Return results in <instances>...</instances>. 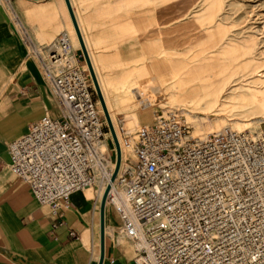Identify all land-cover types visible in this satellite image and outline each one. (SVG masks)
Listing matches in <instances>:
<instances>
[{"label": "built area", "instance_id": "built-area-1", "mask_svg": "<svg viewBox=\"0 0 264 264\" xmlns=\"http://www.w3.org/2000/svg\"><path fill=\"white\" fill-rule=\"evenodd\" d=\"M49 48L37 57L59 116L8 145L9 170L33 198L57 214L74 192L95 188L101 202L109 187L105 206L134 264H264V132L193 136L180 112L168 110L136 131L118 127L131 158L111 182L116 148L88 68L64 33Z\"/></svg>", "mask_w": 264, "mask_h": 264}, {"label": "crops", "instance_id": "crops-1", "mask_svg": "<svg viewBox=\"0 0 264 264\" xmlns=\"http://www.w3.org/2000/svg\"><path fill=\"white\" fill-rule=\"evenodd\" d=\"M43 1L31 6L22 0H12L11 7L0 6V264H98L102 215L95 188L92 199L89 189L85 193L74 192L69 197V208L53 214L51 207L40 205L28 186L9 170V143L27 133L43 117L59 116L35 52L61 32L71 33L77 61L80 65L86 63L72 31L65 0ZM153 2L68 0L115 121L118 109L147 110L154 96L149 85L137 77L128 75L115 85L109 84L97 67L129 66L148 52V41L158 36L163 46L170 48L169 22H164L157 11L153 23ZM119 11L127 18L116 23ZM157 25L160 30L155 28ZM66 29H71L70 33ZM126 39H137L140 46L127 44L118 50L116 45ZM27 40L32 45H27ZM108 47L113 49L111 54L95 55L94 50ZM103 225L102 264H134L133 248L118 232L120 223L110 206L104 208ZM121 236L125 243H121Z\"/></svg>", "mask_w": 264, "mask_h": 264}, {"label": "rangeland", "instance_id": "rangeland-1", "mask_svg": "<svg viewBox=\"0 0 264 264\" xmlns=\"http://www.w3.org/2000/svg\"><path fill=\"white\" fill-rule=\"evenodd\" d=\"M22 1L31 6L45 2ZM156 12L163 15L164 22H169L170 48L163 46L158 36L148 41V52L129 66L97 67L101 77L109 84L115 85L128 75L137 77L149 85L154 96L147 110L118 109L117 128L124 127L133 132L150 124L158 114L176 110L192 133L193 126L187 122L191 110L185 108L184 103L189 98L205 103V94L193 90L199 85L195 81L200 79L217 82L221 87L217 103L211 109L215 115L212 123H222L232 131H264V0H154L153 23ZM129 17L132 18V15ZM125 18L124 13L119 11L115 22ZM155 28L160 30L158 25ZM66 31L70 33L71 29ZM24 36L28 38V35ZM68 36L72 39L71 33ZM26 43L32 45L28 40ZM138 43L137 39H126L116 48L124 49L127 44L137 47L140 46ZM47 50L44 49L40 56L45 58ZM94 51L95 55H109L113 49L108 47ZM88 60L91 65L89 57ZM190 67L193 70L187 78L186 72ZM95 101H98L96 96ZM133 113H136L135 117H132ZM127 158H131L129 151L125 156ZM91 193L92 199V189ZM120 241H125L122 236ZM129 249L131 258L133 254Z\"/></svg>", "mask_w": 264, "mask_h": 264}, {"label": "bare ground", "instance_id": "bare-ground-1", "mask_svg": "<svg viewBox=\"0 0 264 264\" xmlns=\"http://www.w3.org/2000/svg\"><path fill=\"white\" fill-rule=\"evenodd\" d=\"M11 1L12 0H0V6L1 5H5L7 7H11ZM72 21V20H71ZM73 24V22H72ZM74 27V25H73ZM82 28V27H81ZM74 30V33H75V37L77 38V41H79V38L77 36V33H76V30H75V27L73 28ZM80 32V30H79ZM61 33H64L68 40H69V45H70V52L72 54H74L76 51H75V48H74V45L72 43V40L70 38V36H68L67 33L65 32H61ZM60 33V34H61ZM81 33V32H80ZM81 35V34H80ZM74 37V36H73ZM53 42V41H52ZM51 42V43H52ZM50 43V44H51ZM80 43V42H79ZM50 44L48 45H45V46H42L41 47V51H36V55L38 54H42L44 53L43 50L44 49H48L46 52H48L50 50ZM88 51V50H87ZM90 56V54H89ZM91 57V56H90ZM92 63V61H91ZM83 69H86L85 67ZM92 70H93V73H94V76H95V79H96V83H97V87L99 89V92L102 96V99H103V106H104V111H106V113H108V116L110 118V121L112 122V125L114 127V130H115V133L118 137V140L120 142V153H121V165H120V169H119V172H118V177L122 174L124 168H125V164H124V159H125V156L128 152L127 149L124 148L122 142H121V137L119 135V130L117 129V125H116V121H115V116H114V112L113 110L111 109V107L108 105V103L106 102L105 100V95H104V90L102 89V87L100 86V83L98 81V78L96 76V73H95V70H94V66L92 64ZM193 70V67H190L188 69V71L186 72V77L189 78L191 76V72ZM196 83H198L199 85H197V87H195L193 90L197 91L199 90L200 92H202L203 94H205L204 96V101L205 103L204 104H200L198 103L194 98H189L188 101H185V105L184 107H188L191 111V113L189 114L188 118H187V122L189 124H192L193 126V132H192V135L193 136H204V135H208V134H214V133H218L220 131H223L226 129L225 126H222L221 124L219 123H212V121H215V115L212 114L214 111H211V109L213 108V106L217 103V99H218V96H219V92L221 90V87H220V84H218L217 82H211V81H201L200 79L195 81ZM185 83H188V82H185ZM184 83V84H185ZM102 84V83H101ZM183 84V83H182ZM203 84V85H202ZM189 90V89H188ZM253 98V97H252ZM253 99H256V100H261L258 99V98H253ZM250 100V99H249ZM203 102V101H202ZM99 111L100 113L103 112V110L101 109V107H99ZM218 113V112H217ZM218 115V114H216ZM220 115V113H219ZM132 117H135L134 115ZM201 117L203 119H201ZM264 125V124H263ZM245 127V126H244ZM127 128V127H126ZM192 128V127H191ZM237 128V127H236ZM241 129V128H240ZM231 130V129H229ZM206 131V132H205ZM245 131V130H243ZM243 131H237V132H243ZM127 132H131V130L129 129ZM204 132L206 134H204ZM250 132V131H248ZM264 131L263 130H257V131H253V132H250L251 134H260V133H263ZM103 149H106L105 146L102 147ZM106 151V150H105ZM89 189V192L90 189H93L92 187L90 188H87ZM86 190V189H85ZM84 191V190H83ZM87 192V191H86ZM90 195V193H89ZM88 197V196H87ZM100 253V252H99Z\"/></svg>", "mask_w": 264, "mask_h": 264}, {"label": "water", "instance_id": "water-1", "mask_svg": "<svg viewBox=\"0 0 264 264\" xmlns=\"http://www.w3.org/2000/svg\"><path fill=\"white\" fill-rule=\"evenodd\" d=\"M66 2V5H67V9H68V12H69V15H70V18L73 22V25L75 27V30H76V33H77V36L79 38V42H80V45H81V50L83 52V55H84V58H85V62H86V66L88 68V71L90 73V76H91V79H92V82H93V85H94V88H95V91H96V95H97V98H98V101L101 105V108L103 110V113L105 115V118L107 120V123H108V126H109V129H110V132H111V135H112V139H113V142H114V145H115V148H116V168H115V171L111 177V182L114 181L116 175H117V172L119 170V165H120V150H119V146H118V142H117V139H116V136H115V133H114V130L112 128V125H111V121H110V118L108 116V113H106V111H104V106H103V99H102V96L99 92V89L97 87V83H96V79H95V76H94V73H93V70L91 68V65L89 63V60H88V56H87V52L85 50V46H84V43L82 41V37L80 35V32H79V29L76 25V22H75V19H74V16H73V13L70 9V6H69V3H68V0H65ZM108 191H109V187L106 188L104 194H103V197L101 199V203H100V209H101V215H102V222H101V253H100V260H99V263L98 264H102V261H103V241H104V225H103V213H104V208H105V200H106V196L108 194Z\"/></svg>", "mask_w": 264, "mask_h": 264}]
</instances>
